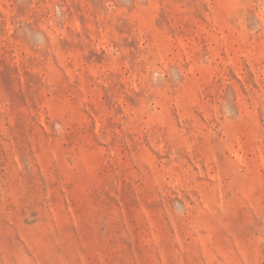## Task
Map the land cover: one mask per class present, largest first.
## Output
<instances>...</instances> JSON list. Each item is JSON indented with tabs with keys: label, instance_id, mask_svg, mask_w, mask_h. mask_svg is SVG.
I'll use <instances>...</instances> for the list:
<instances>
[{
	"label": "rangeland",
	"instance_id": "374dc122",
	"mask_svg": "<svg viewBox=\"0 0 264 264\" xmlns=\"http://www.w3.org/2000/svg\"><path fill=\"white\" fill-rule=\"evenodd\" d=\"M0 264H264V0H0Z\"/></svg>",
	"mask_w": 264,
	"mask_h": 264
}]
</instances>
